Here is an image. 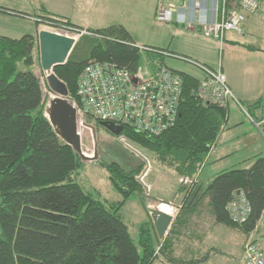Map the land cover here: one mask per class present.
Masks as SVG:
<instances>
[{"label":"trees","instance_id":"trees-1","mask_svg":"<svg viewBox=\"0 0 264 264\" xmlns=\"http://www.w3.org/2000/svg\"><path fill=\"white\" fill-rule=\"evenodd\" d=\"M262 6L264 0L259 9ZM33 17L36 37L0 34V264H154L159 254L181 262L173 256L169 235L164 240L159 238L151 216L140 225L137 242L123 219L122 207L135 195L149 215L146 191L138 181L147 165L142 157L130 151V159L105 163L120 200L85 190L76 180L85 160L56 133L45 114L46 89H51L47 79L44 84L34 70V51L40 49L41 23L77 34L86 31L67 62L54 67L68 86L69 99L75 97L79 76L91 61L115 62L136 76L152 77L168 65L169 55L163 52L184 55L149 45L141 49L123 25L84 29L45 8ZM179 73L183 91L176 122L158 135L123 124L121 136L140 147L149 161L170 167L179 178H194L224 129L229 108L204 103L196 95L202 79ZM239 101L264 133V122L256 114L263 97ZM94 120L102 125V120ZM180 186L187 194L186 204L196 205L209 194L217 222L249 235L264 214V156L255 157L249 168L217 173L207 186L201 180L189 188ZM239 190L251 205V213L241 225L232 222L227 210Z\"/></svg>","mask_w":264,"mask_h":264},{"label":"crops","instance_id":"crops-1","mask_svg":"<svg viewBox=\"0 0 264 264\" xmlns=\"http://www.w3.org/2000/svg\"><path fill=\"white\" fill-rule=\"evenodd\" d=\"M159 3L160 0H0V14L3 12L9 16L34 18V15L40 14L42 8H45L84 29L123 25L138 45L167 49L211 67L221 65L239 100L263 97L262 108L256 114L264 122V49L257 47L259 49L251 50L248 43L237 36L241 34L246 38L248 31L252 30L250 18L244 22L241 32H228L222 46L220 41L204 36L199 29L186 27L188 31L185 43H176L174 38H159L161 33H168L170 24L181 25L176 20L169 23L158 21L156 11ZM28 10L34 11V15H30ZM197 33L204 36L203 43ZM215 44L221 54L218 58L213 54ZM166 62L180 72L200 80L204 78V72L187 60L169 55ZM228 108V121L207 161L195 177V182L201 180L205 186L217 173L231 168H249L255 157L264 156V141L258 131L254 128V132L251 127L256 125L260 129L259 124L234 100L228 103ZM178 180L174 195L175 201L179 203V212L173 221H176L175 230L173 233L170 231L172 223L165 237L169 235L173 256L181 262L164 260L165 263L245 264L242 253L249 238L264 249V214L257 228L246 235L238 228L217 222L209 194H204L196 205L186 204L187 194L181 191L180 185L183 183L180 178ZM175 210L171 205L162 209L171 215L175 214Z\"/></svg>","mask_w":264,"mask_h":264},{"label":"built area","instance_id":"built-area-1","mask_svg":"<svg viewBox=\"0 0 264 264\" xmlns=\"http://www.w3.org/2000/svg\"><path fill=\"white\" fill-rule=\"evenodd\" d=\"M261 2L160 0L156 19L163 23L176 20L186 28L199 29L204 36L220 41L222 46L228 32L242 31L247 17L259 10ZM139 47L146 48L144 45ZM163 53L187 60L204 72L196 91L204 103L225 106L234 100L240 104L221 65L212 68L189 57ZM182 91L183 79L171 66L163 65L156 76L139 77L115 62L95 60L82 70L76 95L69 100L77 109L79 129L80 126L85 127L86 119L93 118L121 126L131 125L139 131L158 135L176 122ZM195 177H182L180 180L194 184ZM227 210L232 222L245 223L251 213V205L242 190L234 193ZM242 259L245 264H264V249L249 238L244 244Z\"/></svg>","mask_w":264,"mask_h":264},{"label":"rangeland","instance_id":"rangeland-1","mask_svg":"<svg viewBox=\"0 0 264 264\" xmlns=\"http://www.w3.org/2000/svg\"><path fill=\"white\" fill-rule=\"evenodd\" d=\"M28 12L30 15H34V11L28 10ZM249 18L251 20V25H253L252 30L248 31L246 38H244L241 34H237V36L240 40L242 38L243 41H246L248 45L264 49V6H262L261 9L255 12L253 16L249 15L247 17V20ZM40 30H50L68 36H76L77 39H79V37L81 36V33L77 34L70 30L58 29V27H54L44 23L40 24ZM187 31L188 30L185 29L183 25L175 26L173 24H170L168 33H161L159 38H164L166 40L174 38L176 43H185V35L187 34ZM0 33L12 38H21L27 34H31L36 37L38 35L36 18L34 19L27 16H9L8 14L2 12L0 14ZM197 34L200 35L201 43H203L204 36L199 33ZM160 46L164 47L162 45ZM213 54L217 56V58L221 55L220 51L217 50V47L215 50L213 48ZM34 57V70L45 84L47 73L43 71L40 60V49H37V47L34 51ZM193 60L198 61L196 59ZM46 92L47 103L48 99L55 96L56 94L52 93V91H48L47 89ZM89 123L96 127V140L94 139V134L91 129L80 126L83 145L82 147L87 155L93 156L95 145L97 143L99 158L92 161L85 160L83 167L80 168L76 175V180L83 186L85 190H97L102 193L103 198H107L110 200H120L121 195L114 189L112 183L110 182L107 169L104 165L105 163L107 164L112 161L118 162L122 159H130V151L132 150L121 143V141H119V137L108 131L99 123L97 124L96 120L91 119ZM251 127L254 132L255 130L258 131L261 139L264 141V133L261 131V129H259L256 125H251ZM128 143L130 144V142ZM132 146L135 147L136 145L133 144ZM135 148L138 149L140 147L136 146ZM149 162V170L143 178L144 182L149 186V191L144 194L146 198V205L147 207L158 206L160 210H162L166 206L171 205L176 209L174 214V216H176V214L179 212L177 207V204L179 203L175 201L176 197L174 195L177 189L179 176L170 167H165L160 162L154 160L152 161V159ZM194 184L185 182L183 183V185L188 188ZM121 213L124 221L129 227L132 238L135 242H137L139 237L140 225L151 218L150 213L149 215L147 214L145 206L140 202L136 195L130 198L124 204ZM164 238L162 240H164ZM164 260L168 259L159 254V258L154 264H167L164 262Z\"/></svg>","mask_w":264,"mask_h":264},{"label":"water","instance_id":"water-1","mask_svg":"<svg viewBox=\"0 0 264 264\" xmlns=\"http://www.w3.org/2000/svg\"><path fill=\"white\" fill-rule=\"evenodd\" d=\"M77 40L78 39L75 36H68L50 30L39 31L41 65L43 71L47 73L46 79L51 91L56 94L48 99L45 105V114L56 133L67 144L72 146L83 160L92 161L99 158L97 143L95 145L93 156H89L84 152L78 124L77 109L68 98L69 89L67 84L54 72L55 66L67 62L74 46L77 43ZM101 124L107 127V129H109L112 133L119 136V140L125 146L130 148L134 153L146 161L147 165L142 174L138 177V181L143 185L145 191L148 192L149 186L143 180L150 167V162L147 157L137 148L127 143L124 137L121 136L123 126L107 121H102ZM83 125L92 130L94 139L96 140V127L87 122L83 123ZM148 209L156 227L158 236L163 239L170 229L175 216L163 212L158 208V206H149Z\"/></svg>","mask_w":264,"mask_h":264}]
</instances>
